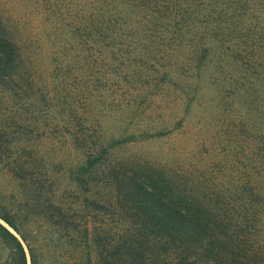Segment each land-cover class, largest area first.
Masks as SVG:
<instances>
[{"label":"trees","instance_id":"16d2710c","mask_svg":"<svg viewBox=\"0 0 264 264\" xmlns=\"http://www.w3.org/2000/svg\"><path fill=\"white\" fill-rule=\"evenodd\" d=\"M202 79L238 158L118 154L183 118L109 137L105 118L168 92L188 107ZM9 126L35 204L22 221L0 202V264H264V0H0V157ZM41 153L66 156L63 190Z\"/></svg>","mask_w":264,"mask_h":264},{"label":"rangeland","instance_id":"374dc122","mask_svg":"<svg viewBox=\"0 0 264 264\" xmlns=\"http://www.w3.org/2000/svg\"><path fill=\"white\" fill-rule=\"evenodd\" d=\"M200 85L206 86L200 91L194 100V103L188 107L183 100H178L176 93L168 92L167 94H157L148 100V109L144 114H139L137 119L131 122V126H123L121 116H110L104 119L105 126H102L107 137L110 132L131 128V130L147 128L149 130L160 129L164 127L166 130L171 126H175V122L183 118L181 128L176 132H172L169 136L162 139H151L149 141L138 142L134 145H123L118 149V154H149L155 157L164 156L170 153L172 149H180L183 147L194 148L204 143L206 149L211 146L208 156H204L209 163H218L220 161L230 163V161L238 158V149L235 147L236 139L233 134L235 130L230 126L222 124L223 117H226L228 111H221L219 97L215 91L208 86L204 79L199 82ZM183 98V97H182ZM221 108V109H220ZM220 113V114H219ZM219 114V116H218ZM119 115V113L117 114ZM11 133V139L7 146L8 153L0 157V202L15 212L22 221L30 219L31 210L34 209V195L32 185L18 181L13 173L14 166L11 162H15V126H9L7 129ZM232 130V133H231ZM230 132V134H229ZM39 149H41L39 147ZM36 166L40 167L47 174L42 178H51L54 185L63 190L68 186L64 171L51 170V163L61 161L60 166L65 162L66 156L56 154L55 160L50 161L49 154L41 153ZM50 161V162H49ZM39 169V171H40ZM42 171V172H43ZM41 172V171H40ZM41 178V180H42ZM19 184V185H18ZM25 218V220L23 219ZM45 223L41 225L40 231L45 228ZM26 250V249H25ZM7 251L0 244V258H4Z\"/></svg>","mask_w":264,"mask_h":264}]
</instances>
